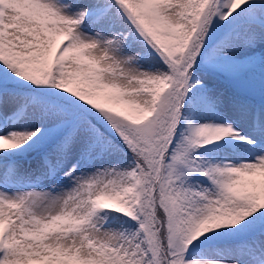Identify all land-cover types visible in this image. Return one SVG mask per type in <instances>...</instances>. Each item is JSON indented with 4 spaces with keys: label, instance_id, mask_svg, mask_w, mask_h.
Segmentation results:
<instances>
[{
    "label": "snow or ice",
    "instance_id": "obj_1",
    "mask_svg": "<svg viewBox=\"0 0 264 264\" xmlns=\"http://www.w3.org/2000/svg\"><path fill=\"white\" fill-rule=\"evenodd\" d=\"M0 264H264V0H0Z\"/></svg>",
    "mask_w": 264,
    "mask_h": 264
}]
</instances>
